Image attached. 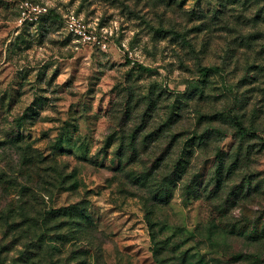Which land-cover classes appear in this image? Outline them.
I'll use <instances>...</instances> for the list:
<instances>
[{
    "label": "rangeland",
    "instance_id": "obj_1",
    "mask_svg": "<svg viewBox=\"0 0 264 264\" xmlns=\"http://www.w3.org/2000/svg\"><path fill=\"white\" fill-rule=\"evenodd\" d=\"M0 264H264V0H0Z\"/></svg>",
    "mask_w": 264,
    "mask_h": 264
},
{
    "label": "trees",
    "instance_id": "obj_2",
    "mask_svg": "<svg viewBox=\"0 0 264 264\" xmlns=\"http://www.w3.org/2000/svg\"><path fill=\"white\" fill-rule=\"evenodd\" d=\"M215 20H218V22H222L223 19L221 12H217L214 15ZM142 67V71H144V67ZM221 67H219L218 65H212V66H202V65H198V72H201V74H203L204 76H207L208 73L212 72H220ZM205 123H207L208 125H211L213 123L218 124V126H216V128H213V126H211V128L209 130H206L203 136H199L194 134L193 139H192V146L193 149L196 147H202L207 149L211 142L213 141L211 139V135H213L212 133H214L215 131H217L219 133L220 131V127L219 126H226L227 128H231L232 131V136L234 137L233 139L237 141V145L236 148L229 150L228 152L223 151L221 148H217L214 151L213 157H214V163L213 165L210 167L207 176L209 177V183L211 184H215L216 187L221 188L222 187V183L224 181H226L227 179H229L231 177V173L233 171H236V162L241 161V160H245L248 159L249 160V155L250 152L249 150H247L245 156H243V154L241 153V150H243V144H244V138L246 136H254L255 133L254 131L250 130L247 126H245L242 122V116L239 114V112L237 110L235 111H230L228 113H226L224 110L220 111V112H216L213 114H206L205 116ZM213 128V129H212ZM226 128V129H227ZM212 140V141H211ZM109 143V145H111V143L109 142V139H107L106 141V145ZM108 145V146H109ZM132 145L134 146V142L132 143ZM122 147V145H121ZM233 159V160H232ZM179 161L182 162H186V158H179ZM224 173L226 174V177L224 178L223 175ZM193 187V186H192ZM191 187V189H192ZM29 191L28 187H25L24 192ZM208 198L210 199L211 196H208ZM21 208V207H20ZM22 209V208H21ZM72 210V206L71 207H66V208H62V209H51L48 212H46L47 215H51V214H57V212H63V213H70ZM8 215L10 217H14V215H12L11 213L13 212V210L9 207L8 209ZM14 213V212H13ZM19 213L21 216V219L23 220L24 223H26V232H29V230L32 228V224L29 223V221L26 219L25 214L19 209ZM15 218V217H14ZM16 220H14V226L12 227V229L15 231L17 230V226H16ZM202 249V248H200ZM154 252L157 253V251L155 250ZM200 260H203L202 257H200ZM239 260V259H236Z\"/></svg>",
    "mask_w": 264,
    "mask_h": 264
},
{
    "label": "built area",
    "instance_id": "obj_3",
    "mask_svg": "<svg viewBox=\"0 0 264 264\" xmlns=\"http://www.w3.org/2000/svg\"><path fill=\"white\" fill-rule=\"evenodd\" d=\"M25 6H28V3L27 2H25V4H24Z\"/></svg>",
    "mask_w": 264,
    "mask_h": 264
}]
</instances>
